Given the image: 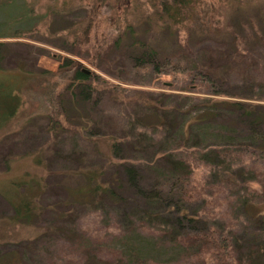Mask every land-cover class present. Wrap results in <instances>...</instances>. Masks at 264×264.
Returning a JSON list of instances; mask_svg holds the SVG:
<instances>
[{
	"label": "trees",
	"instance_id": "obj_1",
	"mask_svg": "<svg viewBox=\"0 0 264 264\" xmlns=\"http://www.w3.org/2000/svg\"><path fill=\"white\" fill-rule=\"evenodd\" d=\"M50 1L57 2V0ZM19 2L21 3L17 4ZM106 2L107 0H95L91 8L85 11L82 22L75 23L73 29L65 34L69 39L67 52L76 60L63 58L54 72L26 71L22 78L24 82L17 84L11 74L17 73L15 71H23L24 68L20 62H15L14 68H6L4 61L9 52L8 48L11 46V43L6 40L33 38L39 32L38 24L52 16L55 13V7L51 6L48 9L45 6L44 14H37L35 0H0V133H3L9 124L15 121L20 112L21 121L25 118L22 124H30L28 122L30 118L37 114L44 117L47 120L46 132L53 137L60 133L66 134L69 138H74L76 135L74 139L94 143L92 134L90 132L85 134L83 125L94 124L89 113L97 109L102 100L106 98L111 100V96L116 94L118 89L99 79L93 72L84 70L81 63H87L93 69H97L101 59L108 58L110 54L118 51L125 41H128L127 46L123 45L119 52H123L125 58L130 60L135 68L150 70L155 75L179 76L181 85L179 88L174 87V84L161 85L159 88L167 91L168 94H152L142 97L138 104L134 103L132 109L134 116L137 112H141L140 114L149 122L142 124L139 119L143 118L137 116L134 120H130L131 118L127 116L125 132L128 135L123 132L124 136L120 137L127 142L121 145L122 142H118L119 138L111 137L110 140L105 138L108 143L103 167L105 169L121 167L132 183L135 177L133 166L116 162L125 148L123 146L131 147L138 152L152 150L154 156L152 153L150 165L147 164L146 167L153 169L156 182L144 199L155 206H161L164 201H174L173 206L180 212V217L185 218L186 221L191 220L186 217L184 207L192 205L197 200L192 195L194 188L191 186V180L194 170L198 168L204 169L203 186L209 181L213 183L234 180L238 182V191L240 189L244 195L246 191H251L247 185L255 181V176L257 179L261 176L255 174L251 162L249 165L242 163L246 156L249 160L253 158L256 161H264V132L255 129V127L264 126V112L258 111L264 110V100L256 98L238 100L236 96H229L230 99L223 100L216 98L219 96L218 80L214 76V71L196 63L194 53L189 48L193 34L196 35L195 12L201 0H150L155 21L146 18L144 23H148V30L138 33V28L143 24L135 22L130 25L125 22L123 28L116 25L113 34L107 35L105 39L96 34L95 23L98 19L105 20L109 24L113 21L109 12L114 6ZM254 22H250L251 29L245 38L234 34L231 26L229 29L224 25L225 30L222 28L215 31L228 33L222 38L229 37L232 58L235 61H249L250 43H257L264 48V35ZM134 49L137 52L131 51ZM182 55L190 58L192 63L183 61ZM258 84H263L262 87H264V81L260 80ZM261 102L263 105L258 104ZM22 103H27L28 107L22 110ZM31 104H35L33 109ZM236 111L245 118L242 121L251 130L250 136L246 139L251 141L250 145L241 141L233 142L236 140L231 138L232 124L215 125L221 113L230 114ZM108 119H111V116L104 114L100 121ZM16 122V134L20 135L26 124L20 126L18 118ZM211 140L215 144L209 143ZM36 159L39 161L40 156H36ZM0 161L4 169L3 173H8L12 158H2ZM84 179V183L74 190V194L82 200L80 201L82 206L98 208L97 205H100L103 200L110 203L119 199L118 192L121 185L114 177L106 184H100L91 173L85 174ZM260 183L264 185L263 180ZM20 184L12 183L15 188L20 187ZM14 195L8 198L12 199ZM2 197L5 196L2 195ZM67 198L70 197L67 195ZM240 199L241 207L251 206L249 200L240 202ZM11 207L12 215L7 220L0 219V245H16L17 242L26 240L28 236H14L12 232H17L15 230L19 227H24L23 229L26 226L32 227L31 223L39 218L38 207L31 198L19 195L18 203L12 204ZM62 207L65 209L64 212L61 210L60 213H56L55 219L62 221L64 225V221L70 216L67 215V210L71 209L68 208L69 204ZM158 218H162L159 213L147 211L137 216L136 220L142 230L144 229L150 235L153 230L156 235L153 240H149L151 252L145 244L142 247H133V240H130L129 244L126 243L119 251L105 249L97 262L99 264L159 262L153 255L157 256L165 247L175 251L178 259L192 258L191 264H264V239L261 246L238 252L226 235L212 227L178 234L174 226L163 225L162 228H154L153 225L157 226L155 222ZM262 219L264 220V216ZM262 224L261 230L264 232V221ZM42 229L35 230L34 242L29 245L25 247L17 245L19 250L10 249L6 252L0 250V264H28L24 258L25 250L35 246L37 240L43 236L55 235L51 226ZM55 233H59V236L62 235L65 239L69 235L64 231V227L59 228ZM157 239L162 242L160 247L155 249L153 241ZM47 241L44 242L48 244ZM80 242L78 240L75 247L81 248L82 256H87L88 253H101L97 248H90V244ZM65 247L70 248L71 245L59 246L58 250L62 252ZM75 247L72 248L75 249ZM58 255L45 261L47 264H75L79 260L84 263L83 257L59 258ZM87 258L94 259L89 255Z\"/></svg>",
	"mask_w": 264,
	"mask_h": 264
},
{
	"label": "rangeland",
	"instance_id": "obj_2",
	"mask_svg": "<svg viewBox=\"0 0 264 264\" xmlns=\"http://www.w3.org/2000/svg\"><path fill=\"white\" fill-rule=\"evenodd\" d=\"M35 1L37 14H44L45 6L48 9L51 6L55 7V13L38 24L39 32L33 38L6 40L11 43L4 61L6 68H14L15 62H20L24 68L23 71L14 72L18 76L11 74L17 84L24 82L22 78L26 71L30 73L54 72L63 58L76 60L67 52L69 39L65 34L73 29L75 23L82 22L85 11H88L95 2V0H57L56 3L50 0ZM149 2L150 0H107V4L114 6L109 12L113 21L109 24L105 20L98 19L95 23L96 34L106 39L107 35L113 34L116 25L123 28L125 22L130 25L135 22L143 24L138 28V33L148 30V23H144L146 18L155 21L154 11L151 10ZM1 16L3 18V15ZM195 19L197 36L193 34L189 48L194 53L196 63L214 71V76L218 80L217 93L219 95L215 97L219 100L230 99L229 96H236L238 100H243V98L264 100L263 84H258V81H264V48L257 43H250L249 61H235L232 58L229 37L222 38L228 33L215 32L222 30L226 25V28L232 27L234 34L245 38L251 29L250 22L255 21V26L264 35V0H201L196 8ZM127 43L129 42L123 43L124 47ZM121 47L108 58L101 59L97 69H93L87 63H81L84 70L93 72L99 79L118 89L116 94L111 96V100L109 98L102 100L98 108L89 113L94 124H88V127L83 125L85 134L90 132L95 139L94 143L74 139L76 135L74 138H69L62 133L56 137L49 135L45 128L47 120L38 114L30 118L28 121L30 124L23 123L26 125L20 135H17L16 119L18 118L20 126L23 125L22 121L25 119L21 121L20 112L15 121H12L9 127L0 133V138L2 137L0 139V159L12 158L8 173H3L4 169L0 161V219L7 220L12 215L11 206L18 203L19 195L34 200L39 216L38 220L31 223L33 226L30 228L32 229L28 226L25 229L19 227L15 230L17 232H12L14 236H28L26 240H21L16 245H0V250L3 252L10 251V249L19 250L17 245L25 247L34 242L35 230L51 226L55 235L43 236L44 239L43 237L38 239L35 246L25 250L24 258L28 264H47L45 260L58 254L59 258L83 257L84 263L79 260L75 264H99L97 260L99 261L105 249L119 251L130 240H133V247H142L145 244L148 249L150 248L149 240H153L156 236L154 231L152 230L151 235L148 234L140 228L136 221L137 216L147 211L150 213L155 211L162 217L155 222L157 226L153 225L154 228H162L163 225L174 226L175 232L179 234L212 227L226 235L238 252L250 247L261 246L264 239V232L261 230L264 221L262 219L264 216V185L260 182L264 181V161H256L253 158L249 160L247 156L243 158L242 164L249 165L251 162L255 174L261 176L260 179L255 176V181L247 185L251 191H246L245 195L240 189L238 191V182L234 180L231 182L221 180L213 183L209 181L203 186L204 169L194 170L191 186L194 188L193 198L195 196L197 200L183 209L186 217L191 221L180 217V212L173 206L174 201H164L161 206H155L144 199L156 182L153 169L146 167L147 164L150 165L152 153L154 156L152 150L146 149V151L138 152L131 147L123 146L125 148L116 162L133 166L135 177L132 183L121 167L117 166L115 169L103 167L106 160L107 139L119 138L118 142H122L121 145L127 142L125 139H120L124 136L123 132L128 135L125 132L127 116L131 118L130 120H134L137 116L143 118H138L142 124L149 122L140 114L141 112H137L134 116V110H132L134 103L138 104L142 97L152 94H168L167 91L159 88L161 85L174 84L176 88L181 85L179 76L155 75L150 70L135 68L132 62L125 58L123 52H119ZM131 51L137 52L136 49ZM182 60L192 63L191 59L184 55H182ZM258 104L263 105L262 102ZM34 105L31 104L32 109ZM27 107V103H22V110ZM258 111L264 112L261 109ZM104 114L111 116V119L100 121ZM242 119L245 118H242L241 113L237 111L230 114L221 113L215 125L232 124L231 138L236 140L233 142L241 141L250 145L251 141L246 139L250 136L251 130ZM255 129L264 132V126L255 127ZM212 144L215 143L212 142ZM38 155L40 156L39 161L36 159ZM87 173L93 174L100 184H106L112 177L117 179L121 185L118 192L119 199L110 203L103 200L100 205H97L98 208L82 206L80 202L82 200L74 194V190L84 183ZM12 183L21 184L20 187L15 188ZM13 194H15L12 197L13 200L11 197L8 198ZM67 195L70 198H67ZM239 199L240 202L245 199L249 200L251 206L241 207ZM68 204L71 210H67V215L70 216L62 225V221L56 220L55 216L61 210L64 212L65 209L62 206ZM62 227L66 234L69 233L68 241L62 235L59 236V233H55ZM46 240L48 244L44 242ZM78 240L81 241L80 243L90 244V248H97L101 253H88L94 259H88V255L82 256L81 248L75 247ZM153 242L155 243L154 248L157 249L162 241L157 239ZM62 245H71V247H65L61 252L58 249ZM149 251L151 252V249ZM149 256L151 257L152 254ZM153 256L161 263L156 261L146 264H191L193 262L192 258L178 259L175 251L165 247L159 251L157 256Z\"/></svg>",
	"mask_w": 264,
	"mask_h": 264
}]
</instances>
